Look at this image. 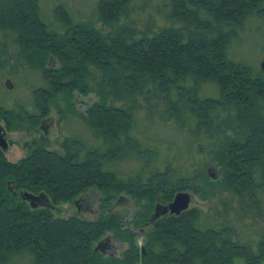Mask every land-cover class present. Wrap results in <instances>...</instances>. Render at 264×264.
Masks as SVG:
<instances>
[{"label": "trees", "instance_id": "trees-1", "mask_svg": "<svg viewBox=\"0 0 264 264\" xmlns=\"http://www.w3.org/2000/svg\"><path fill=\"white\" fill-rule=\"evenodd\" d=\"M169 1L175 24L153 29L130 15L131 0H94L99 27L62 3L51 7L52 26L41 0H0L1 51L11 45L42 80L30 89L32 108L5 105L0 93V126H36L55 104L59 121L79 116L80 134L93 138L75 130L55 150L42 135L16 161L0 149V264H264V70L229 52L252 28L264 36V0ZM77 92L97 96L82 115ZM156 104L177 137L149 129L142 109L151 116ZM91 188L101 194L96 219L54 214ZM21 190L44 192L51 206L31 209ZM178 191L224 198L152 218ZM120 196L140 205L127 222L109 211ZM108 234L127 244L120 257L94 249Z\"/></svg>", "mask_w": 264, "mask_h": 264}, {"label": "rangeland", "instance_id": "rangeland-1", "mask_svg": "<svg viewBox=\"0 0 264 264\" xmlns=\"http://www.w3.org/2000/svg\"><path fill=\"white\" fill-rule=\"evenodd\" d=\"M55 3H62L65 5V14L69 13L73 16H79L81 20L90 21L97 27L100 26V22L97 21L94 16V0H41L43 15L47 17L49 21L51 19L50 23L52 26H58L57 19L54 18L57 16H54V13H51V7ZM129 12L131 16L139 21V24L143 23L149 25L148 23H150L153 29H156L157 25L168 27L175 24V22H172L171 19L167 17V14L170 12L169 0H131ZM105 29H107V27H105ZM239 36L240 39L231 46L229 52L234 53V58L238 60L244 58V62L253 66L254 69L260 68V61H264V36L262 31L257 28H252ZM5 50V53H3L0 49V93L3 95L2 97L5 105L10 106V104L15 105L17 103H22L27 107L32 108L30 89L42 84L40 73L28 68L11 45H8ZM6 79H9L11 82V88L9 89L4 87ZM203 88L204 95L213 96L215 94L213 92L214 87L210 83L204 84ZM7 92H9V95L6 94ZM96 100L97 96L93 92L86 96L80 95L77 92L74 101L78 108L77 111L82 115L86 107ZM57 103L63 105V101L61 100H58ZM115 103L118 105L122 104L121 102ZM262 103L264 104V102ZM142 112L147 117L145 118V121L148 123L151 121L153 123L152 127L149 128L150 130L152 129L153 133L161 129L158 127H164L160 130L159 136L177 137L175 131L176 128L173 127V125L171 127L168 123L164 126L161 125L162 123L160 121L164 113L160 104H156V108H154V112L151 116L147 115L146 108L144 107ZM2 127L4 126L2 125ZM140 127H143L138 128L140 131L146 128L142 125H140ZM3 129L4 132L2 136L7 141L8 148L6 150L0 149L10 161H16L24 157L27 154V143L42 135L48 138L49 148L55 150H60L59 143L65 136L71 135L72 131L76 132L75 130H77V132L79 131V136L82 135V139L89 142L93 141L90 134H87L88 137L80 134L86 131V129L79 116H74L70 121H59L55 104H51L48 114L42 117L36 126H31L29 123H25L21 127H15L10 130ZM227 134L232 135L233 132L228 130ZM178 143L179 148L185 150L187 149L189 142L187 137L181 136ZM117 165L122 169H127L128 167L127 162L118 163ZM208 170L212 171L213 174H218V168L215 164H210ZM190 194L191 201L189 206L198 205L203 208H207L211 204L221 206V202L224 198V195H221L220 193L217 195L214 194L216 195L215 197L206 199H201L191 192ZM100 196L101 194L97 189L91 188L78 198L77 203H63L52 207V209L54 214L58 217L66 218L72 215H77L86 220H94L101 213V207L99 204ZM228 203L231 205L229 210H237L236 205L233 202L231 203L228 200ZM155 207L156 204L154 209ZM139 209L140 205H138L133 199L120 196L113 202L109 211L116 212L124 222H127ZM248 219L250 218L244 217V220ZM257 219L261 221L259 218ZM127 227H132V225H127ZM134 231L137 234L136 243L138 246H144L142 230L136 228ZM126 247L127 244L125 242L111 234L106 235V238L102 240L100 245V248L103 249L105 254L118 257L121 256V253ZM19 261L20 260H18V262ZM20 263L29 264L27 258L21 260ZM7 264H11V262Z\"/></svg>", "mask_w": 264, "mask_h": 264}, {"label": "water", "instance_id": "water-1", "mask_svg": "<svg viewBox=\"0 0 264 264\" xmlns=\"http://www.w3.org/2000/svg\"><path fill=\"white\" fill-rule=\"evenodd\" d=\"M260 66L264 70V61L260 63ZM4 85L8 89L11 88L10 80L6 79ZM3 132H4V129L3 127L0 126V148L2 150H6L8 148V143L2 136ZM14 194L16 193L14 192ZM17 194L19 195L21 200L27 202L28 206L31 209H37L43 206H51V202L48 196L44 192L33 193L27 190H24V191L21 190V191H18ZM190 201H191V194L189 192L178 191L174 195L172 201L168 203L167 205H161V204L156 205L154 212L152 214V218H158L167 213L177 215L189 207ZM105 238L106 236L100 239L95 244L94 246L95 250H100L104 253L103 249L100 248V245H101L102 240H104ZM141 249H142V252H144V246H142Z\"/></svg>", "mask_w": 264, "mask_h": 264}, {"label": "flooded vegetation", "instance_id": "flooded-vegetation-1", "mask_svg": "<svg viewBox=\"0 0 264 264\" xmlns=\"http://www.w3.org/2000/svg\"><path fill=\"white\" fill-rule=\"evenodd\" d=\"M79 200H81V199H79ZM77 201H78V199H77V200H75V201H74V203H77Z\"/></svg>", "mask_w": 264, "mask_h": 264}]
</instances>
